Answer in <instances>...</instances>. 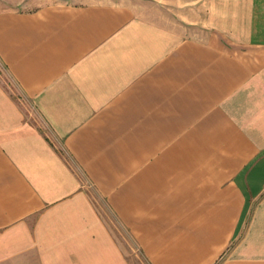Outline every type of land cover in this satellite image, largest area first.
I'll return each instance as SVG.
<instances>
[{"label": "crops", "instance_id": "1", "mask_svg": "<svg viewBox=\"0 0 264 264\" xmlns=\"http://www.w3.org/2000/svg\"><path fill=\"white\" fill-rule=\"evenodd\" d=\"M139 1L0 0V264H264V0Z\"/></svg>", "mask_w": 264, "mask_h": 264}, {"label": "rangeland", "instance_id": "2", "mask_svg": "<svg viewBox=\"0 0 264 264\" xmlns=\"http://www.w3.org/2000/svg\"><path fill=\"white\" fill-rule=\"evenodd\" d=\"M46 1V3L51 4H80V3H109V2H115V3H125L130 4L137 7V10H141V14L144 15L142 7H140L142 4H140L139 0H43ZM3 6L0 4V8ZM1 75L4 73L0 71ZM262 197V196H261ZM262 199V198H261ZM257 201V200H256ZM255 201V202H256ZM259 201V199H258ZM116 231L115 234L117 236V240L120 244V246L123 248V251L127 255L128 260L131 264H143V259L139 254L135 255L131 250L130 242L121 234V232Z\"/></svg>", "mask_w": 264, "mask_h": 264}]
</instances>
